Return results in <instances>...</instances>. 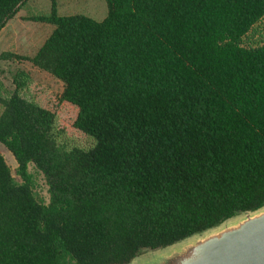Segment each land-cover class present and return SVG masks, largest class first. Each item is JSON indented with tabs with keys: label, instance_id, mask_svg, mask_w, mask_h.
<instances>
[{
	"label": "trees",
	"instance_id": "1",
	"mask_svg": "<svg viewBox=\"0 0 264 264\" xmlns=\"http://www.w3.org/2000/svg\"><path fill=\"white\" fill-rule=\"evenodd\" d=\"M29 0H0V31ZM51 12L30 61L63 82L74 127L25 99L29 75L0 96V264H130L264 207V44L242 46L264 0H106L103 21ZM33 164L49 204L34 193Z\"/></svg>",
	"mask_w": 264,
	"mask_h": 264
},
{
	"label": "rangeland",
	"instance_id": "2",
	"mask_svg": "<svg viewBox=\"0 0 264 264\" xmlns=\"http://www.w3.org/2000/svg\"><path fill=\"white\" fill-rule=\"evenodd\" d=\"M51 8V0H29L24 4L17 15L0 31V56L6 52L22 56H34L50 36L54 26L32 21V18L49 14ZM108 11L106 0H57L59 16L85 15L100 22L106 18ZM263 44L264 19L256 24L242 40V46L247 48H256ZM20 71L29 75V78L24 79L26 86L21 90V95L56 114L54 132L59 146L68 150L74 147H91L92 141L74 127L78 108L61 99L65 88L63 82L48 72L35 67L30 61L0 59V96L7 98L14 92L16 89L14 77ZM2 112L3 106L0 104V116ZM0 152L10 166L14 178L18 183H22V179L17 173V161L1 143ZM29 172L34 177L36 197L43 203L49 204V187L44 174L33 164L29 166ZM184 241L159 251L170 252L173 248L180 249ZM151 259H154L155 264H160V256L157 255V250H145L133 262L141 263Z\"/></svg>",
	"mask_w": 264,
	"mask_h": 264
},
{
	"label": "water",
	"instance_id": "3",
	"mask_svg": "<svg viewBox=\"0 0 264 264\" xmlns=\"http://www.w3.org/2000/svg\"><path fill=\"white\" fill-rule=\"evenodd\" d=\"M186 240L180 249H158L160 264H264V207ZM153 260L130 264H155Z\"/></svg>",
	"mask_w": 264,
	"mask_h": 264
}]
</instances>
